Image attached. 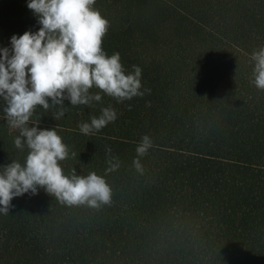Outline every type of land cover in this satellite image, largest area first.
<instances>
[{
    "label": "trees",
    "instance_id": "trees-1",
    "mask_svg": "<svg viewBox=\"0 0 264 264\" xmlns=\"http://www.w3.org/2000/svg\"><path fill=\"white\" fill-rule=\"evenodd\" d=\"M28 0H0V48L41 25ZM109 21L102 47L125 74L142 69L143 97L92 106H37L30 127L55 129L69 149L66 175L107 160L109 205L38 194L0 214V264H264V90L251 54L264 48V0H96ZM51 104V99L49 98ZM0 98V169L24 162ZM129 106H131L129 108ZM59 107V106H57ZM112 107L117 119L85 135L81 123ZM143 135L153 147L132 166ZM111 148V153L107 152ZM76 153L73 157L72 153Z\"/></svg>",
    "mask_w": 264,
    "mask_h": 264
},
{
    "label": "clouds",
    "instance_id": "clouds-1",
    "mask_svg": "<svg viewBox=\"0 0 264 264\" xmlns=\"http://www.w3.org/2000/svg\"><path fill=\"white\" fill-rule=\"evenodd\" d=\"M96 0H28V8L38 17V31H25L10 38L11 48H0V98L3 99L4 118L18 130L15 147L27 148L23 163L13 160L0 169V214L7 215L14 197L25 193L38 194L43 188L61 203L84 204L91 207L109 205L112 188L105 176L118 170L120 160L110 157L104 175L95 171L77 175L75 169L66 175L60 164L69 157V149L53 129H39L30 125L37 106L47 111L58 109L55 119L65 114L63 102L72 106H92L101 100L99 92L118 103L143 97L150 89H142V69L125 74L118 52L108 55L102 47L109 21L93 5ZM254 61L251 81L264 90V48L251 54ZM51 99V104L49 103ZM59 106V107H57ZM131 106H129L130 108ZM117 119L112 107L101 109V115L81 123L79 130L88 135L105 128ZM153 147L148 135L136 146L132 166L143 170L141 158ZM111 148L107 149L111 153ZM76 153H72L74 157Z\"/></svg>",
    "mask_w": 264,
    "mask_h": 264
}]
</instances>
